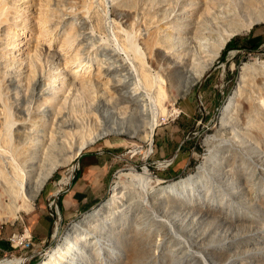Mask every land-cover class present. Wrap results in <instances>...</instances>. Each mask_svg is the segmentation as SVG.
Returning a JSON list of instances; mask_svg holds the SVG:
<instances>
[{
    "label": "rangeland",
    "instance_id": "374dc122",
    "mask_svg": "<svg viewBox=\"0 0 264 264\" xmlns=\"http://www.w3.org/2000/svg\"><path fill=\"white\" fill-rule=\"evenodd\" d=\"M38 2L0 0V160L5 168L18 164L23 171L34 162L53 170L31 207L13 211L0 206V259L21 257L20 264L42 261L46 251L58 242L55 228L65 233L72 220L105 199L120 169L141 170L146 165L166 182L194 173L211 154L219 161L216 172L203 173L178 195L188 203L195 198L208 202L210 207L198 211L180 201L164 207L159 204L157 210L166 219L172 217L177 232L196 242L201 247L198 250L205 247L210 251L209 264H264V174L260 172L264 169V136L255 142L243 136L230 117L235 112L226 108L240 80L242 65L264 62V20L242 12L248 25L229 39L239 47L226 48V43L218 51L210 50L215 54L212 64L203 65L204 71L190 91L179 95L177 89L184 87L193 67V51L186 47V52L181 53L179 47V51L172 52L168 47L160 54L156 47H148L146 38L160 25L153 38L156 43L173 34L178 35L179 43L185 42L181 41L187 39L184 35L196 31L199 21L206 23L205 0H49L45 26L48 39L31 50L26 64L35 65L37 70L25 81L17 75L18 62L7 57L11 53L6 41L30 25ZM231 2L243 5V0ZM252 44L258 46L251 49ZM58 46L79 63L82 76L76 77L69 88L55 90L46 81L51 68L62 62L54 52ZM114 46L126 48L130 61L149 74L152 80L148 88H160L167 97H177L175 103L171 98L163 100L165 106L176 110L159 117L152 139L144 136V116L133 112L129 101L122 106L125 101L119 97L118 87L133 85V79L114 55ZM202 58L199 62L204 64ZM39 74V82L46 88L41 95L31 93ZM101 81L108 83L107 91L101 89ZM83 85L91 90L88 92ZM252 94L254 100L264 101V92ZM236 114L242 124L255 119L264 123V112ZM95 135L96 139L83 150H99L102 169L110 170L106 186L93 204L66 214L55 194L70 184L80 168L79 155L75 156L78 146ZM232 139L242 146L241 155L234 157L230 153L234 148L229 144ZM163 141L164 148L160 146ZM16 153H25L30 161L22 163ZM225 158L228 159L223 162ZM69 173V181L59 183ZM1 200L6 203L9 198ZM17 203H22L20 198ZM104 221L107 224L100 225ZM130 222L138 223L135 215ZM140 223L143 226L146 221ZM109 224L108 219H101L98 227L112 233ZM14 235L24 240L14 244ZM117 235L121 240L124 234ZM155 237L158 253L136 264H206L200 259L181 257L176 252L177 241Z\"/></svg>",
    "mask_w": 264,
    "mask_h": 264
},
{
    "label": "bare ground",
    "instance_id": "6f19581e",
    "mask_svg": "<svg viewBox=\"0 0 264 264\" xmlns=\"http://www.w3.org/2000/svg\"><path fill=\"white\" fill-rule=\"evenodd\" d=\"M205 2L207 10L204 13L203 20L206 23L201 24L199 21L196 31L184 35L187 39L182 36L184 39L181 41L185 42L179 43L178 35L173 34L172 37L166 38L162 43H156L153 38L161 29L160 25L153 28L146 38L148 47H156L160 54H164L168 47L171 48L170 51L172 52L179 51L181 48L180 52L184 53L186 47L193 51V67L187 74L184 87L177 89L179 95H184L190 91L194 82L202 75L203 65L206 63L212 64L215 54H210L209 51L212 49L218 51L221 46L227 43L233 33L248 25L246 19L242 16V12H246L248 17L253 14L255 15L254 18L264 20V0H243L242 6L232 5L231 0H216L215 2L205 0ZM34 9L35 12L31 13L33 15L32 21L28 22L32 26L24 27L15 33V38L6 41L11 53L7 57L14 63L18 62L19 71L17 75L25 81L30 76L35 75V65L26 64L31 50L39 45L38 43H46L48 39L45 26L47 24L49 0H39ZM26 12L24 11V13ZM208 27L209 31L207 30ZM112 51L133 79V85L125 86L122 84L118 87L119 97L125 101L122 106L129 101L133 112H138L144 116L143 126L146 130L144 136L152 139L155 127L159 123V117L165 113L174 112L176 109L174 107L169 109L165 106L163 100L167 95L160 88L154 90L146 86L150 84L151 77L143 69L139 70L130 61L126 48L114 46ZM54 52L61 58L62 62L55 65V68H51V74L46 81L47 86H54L55 90L61 87L69 88L76 77L82 76L80 69L77 67L79 63H76L63 47L58 46L54 49ZM203 55H207V57L202 58ZM201 58L204 64L199 62ZM137 61L141 62L140 60ZM65 74L68 75V79L65 78ZM41 76L42 74L36 75L31 93L35 92L39 95H41V92L44 93L46 88L39 82ZM101 84V89L107 91L108 83L101 81ZM83 87L88 92L91 90L89 86L83 85ZM253 91L259 94L264 92V62L255 63V65L245 62L242 65L240 80L226 105L227 109L231 108L232 112H235L230 117L238 124L237 131L255 142L261 136H264V123L255 119L253 122L247 120L242 124L236 114V112H264V101L254 100ZM167 98H171L172 103L177 100L174 95ZM227 109L225 111H228ZM101 128L106 129L104 126ZM94 139H96V135L82 141L75 152V156H78L84 147ZM229 144L234 146L230 151L234 157L242 152V146L237 142L235 143L233 139ZM16 157L22 163L30 161L28 160L30 157L26 156L25 153H16ZM227 159L225 158L223 162ZM168 162L166 161V163ZM218 163L219 161L210 154L206 160L198 164L194 173L166 182H162L160 177L153 175L146 165L141 170L135 167H129L128 170L120 169L116 180L111 186V192L105 199L85 211L79 218L72 220L65 233L59 232L58 227L55 228L54 233L58 235V242L46 251L45 257L38 264H109V261H116L117 264H136L137 260L140 261L142 258V261H147L158 253L156 248H159V245L156 235L177 241L179 249L176 252L181 257L200 259L202 262L209 264L208 253L210 251L205 247L204 252L198 250L201 247L196 242L181 236L177 232V226L173 218L166 219L162 217L157 210V206L162 204L164 207L174 202L185 201L178 195L192 185L196 179H199L203 173L209 175V172H216ZM43 166L33 162L29 168L21 171L18 164L5 168L0 160V206L11 207L13 211H18L17 209L22 206L24 209L31 207L45 180L53 170L52 167L47 169ZM260 172L264 174V169H261ZM69 178L70 173L63 177L59 183L65 184L69 181ZM5 196L9 198V201L6 202V200V203H3L1 199ZM19 198L22 203H17ZM202 202L196 201L194 198L192 202L185 201L184 205L196 208L198 211L210 207L208 202ZM132 215L136 216L138 223H128ZM101 219H108L112 233L111 230L105 232L101 230L102 227H98L107 224L104 221L99 225ZM143 221H146V223L142 226L140 222ZM118 226H121L119 232H117ZM122 232L124 235L119 240L117 233ZM15 236L17 237V235ZM112 237L114 238L112 239ZM118 251L119 253H117ZM168 257L171 258L172 254L169 253ZM21 260V257L5 258L0 259V263L20 264Z\"/></svg>",
    "mask_w": 264,
    "mask_h": 264
},
{
    "label": "crops",
    "instance_id": "0c3cea01",
    "mask_svg": "<svg viewBox=\"0 0 264 264\" xmlns=\"http://www.w3.org/2000/svg\"><path fill=\"white\" fill-rule=\"evenodd\" d=\"M160 146L164 148L166 143L163 141ZM99 158L97 148L86 149L79 154V170L75 172L70 184L61 187L58 193L55 194L58 197L61 195L64 213L72 215L78 208L93 204L95 198L102 194L110 170L106 167L102 169ZM108 167L111 166L108 164Z\"/></svg>",
    "mask_w": 264,
    "mask_h": 264
},
{
    "label": "trees",
    "instance_id": "16d2710c",
    "mask_svg": "<svg viewBox=\"0 0 264 264\" xmlns=\"http://www.w3.org/2000/svg\"><path fill=\"white\" fill-rule=\"evenodd\" d=\"M253 46L251 47V49H254V47H257L258 44H252ZM226 48H231V47H239L236 42L234 41V39H231L227 42ZM246 47V46H245ZM58 204H59V207L61 209V211H63V207H62V201H61V195L58 197Z\"/></svg>",
    "mask_w": 264,
    "mask_h": 264
},
{
    "label": "built area",
    "instance_id": "2783aa9c",
    "mask_svg": "<svg viewBox=\"0 0 264 264\" xmlns=\"http://www.w3.org/2000/svg\"><path fill=\"white\" fill-rule=\"evenodd\" d=\"M19 236V237H18ZM15 235H14V238H12V239H14V241H15V243L14 244H18V243H21L23 240H24V238H22V236H21V238H20V235H17V240H15Z\"/></svg>",
    "mask_w": 264,
    "mask_h": 264
}]
</instances>
